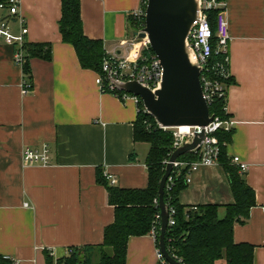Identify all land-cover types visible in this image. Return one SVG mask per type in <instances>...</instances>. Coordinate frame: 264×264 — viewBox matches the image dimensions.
Instances as JSON below:
<instances>
[{
  "label": "crops",
  "instance_id": "crops-1",
  "mask_svg": "<svg viewBox=\"0 0 264 264\" xmlns=\"http://www.w3.org/2000/svg\"><path fill=\"white\" fill-rule=\"evenodd\" d=\"M84 35L107 52L125 54L133 37L131 13L141 0H79ZM27 44H51V60H29L32 84L22 94V68L0 39V256L15 264H56L70 249L98 246L114 221L101 170L120 189H145L150 145L135 142L138 107L100 90L97 74L81 68L73 47L62 42L61 0H20ZM228 72L225 111L233 121L227 155L246 166L242 174L255 205L236 224L235 244L253 246V264H264V0H228ZM17 34L18 24L12 22ZM49 149L47 165L22 158L25 148ZM183 207L234 203L218 164L196 171L178 194ZM126 264H159L150 235L130 237ZM214 264H225L224 260Z\"/></svg>",
  "mask_w": 264,
  "mask_h": 264
},
{
  "label": "trees",
  "instance_id": "trees-1",
  "mask_svg": "<svg viewBox=\"0 0 264 264\" xmlns=\"http://www.w3.org/2000/svg\"><path fill=\"white\" fill-rule=\"evenodd\" d=\"M1 1V0H0ZM215 11L208 12L209 24L213 33L211 46L213 54L210 58L212 69L208 76L224 85L225 99H216L209 106V113L220 120H228L226 114L227 88L233 84V79L228 72V54H215ZM132 21V27L139 30L140 24ZM144 22L142 21V24ZM58 30L62 42L73 47L78 62L83 69L101 72L102 60L105 57L103 43L100 40L88 39L82 30L79 0H61V17L58 21ZM135 31V30H134ZM26 62L22 66L24 79L29 78V60L39 58L44 61L51 60V44H27L24 47ZM144 54L151 56L154 53L149 48ZM220 66L228 72L226 78L219 75ZM122 93L125 91H118ZM127 93V92H126ZM137 119L133 129L135 142H144L150 145L146 159L148 170V185L145 189H120L110 186L98 170L96 182L106 188L107 202L114 209V221L103 232V242L98 246H87L83 249H70L68 254L56 261V264H126V248L130 237L149 235L151 226L159 212L156 204L158 198V184L164 173L174 141L172 129L160 128L153 118L144 111L139 100ZM233 130L224 132L218 130L214 135L219 144L217 164L226 174L230 191L234 200L233 204L223 207L224 215L218 214V206L203 205L183 207L178 202L179 192L186 188L185 177L187 169H182L173 176L170 190H165L164 203L168 210L173 209L172 226H167L165 233V247L168 254L181 264H214L224 260L225 264H253V246L249 244H235L232 238L233 228L236 224H244L250 209L255 205L254 192L246 184L238 167L231 163L227 155V145L231 142ZM198 157L188 153L178 160L193 162ZM159 237V235H158ZM94 257L97 261L94 262ZM47 264H52V259L46 255ZM0 264H15L13 261L0 256Z\"/></svg>",
  "mask_w": 264,
  "mask_h": 264
},
{
  "label": "built area",
  "instance_id": "built-area-1",
  "mask_svg": "<svg viewBox=\"0 0 264 264\" xmlns=\"http://www.w3.org/2000/svg\"><path fill=\"white\" fill-rule=\"evenodd\" d=\"M199 1V16L193 23V27L187 37V42L189 48L192 50L200 66L199 80L202 89V97L209 107L216 99H225V88L224 85H222L220 82L212 80L208 76L210 70L212 69L210 58L213 54V49L211 46L213 33L209 24L208 12H216V49L214 53L216 55L219 53L226 54L229 37L228 24L225 17V9L228 0ZM146 3L147 0H141L139 8L131 13L133 22L140 24L141 27L139 30H137V32H140L144 28V23L142 24V21L145 22ZM19 9L20 0L0 1V39H3L6 45L12 47L14 63L22 68V66L26 62L24 47L26 45V36L28 34V29L25 26L24 19L19 15ZM14 21L19 26V31L17 34H14L12 32L11 25ZM137 45L139 46L138 49H136ZM123 46L125 47L124 55H121L120 52H116V50H111L109 52L105 51V57L103 58L101 64V72L100 74H97L95 83L96 85H98L100 90L112 93L120 99L132 97L137 105L138 101L140 100L138 97L126 92L119 93V90L116 88L114 83L136 82L141 85H147L150 89H154L162 80L163 69L160 65L159 60L154 54L151 56H147L144 54V51L149 49V44L146 39H138L132 37ZM225 62H228L227 57H225ZM220 69V77L226 78L228 76V72L224 70L222 66H220ZM31 90L32 89L30 85L24 82L22 85V94L26 95L30 93ZM233 125L234 123L230 119L223 121L218 117L213 116L212 121L203 128L204 137L201 141L200 146L193 152H191L192 154H195L198 159L193 162L177 160L173 163L172 173L176 175L182 169H187L185 184L189 185L191 183L192 175L196 171H198L202 167H210L217 164L219 144L214 134L218 130L229 132L232 129ZM173 130L177 131L173 132L174 141L170 154L181 144L190 142L193 136L192 129H189L190 132L186 134L180 133L179 128H174ZM22 158L28 161H32L36 164L47 165L49 161V149L46 145H42L37 149L25 148L22 151ZM166 162L167 161H165V164ZM231 163L238 167L240 173L243 174L246 171V166L239 162L238 157H232ZM103 176L110 186H115L116 180L112 176L106 173H103ZM172 184L173 176L170 175L167 180L165 190H170ZM156 204L158 206L157 201ZM262 210L264 212V208ZM173 214V209L168 210V227L174 224V220L172 217ZM159 230L160 216L158 212L155 217V221L151 226L149 235L154 239L156 244V259L158 263L168 264L158 247Z\"/></svg>",
  "mask_w": 264,
  "mask_h": 264
},
{
  "label": "water",
  "instance_id": "water-1",
  "mask_svg": "<svg viewBox=\"0 0 264 264\" xmlns=\"http://www.w3.org/2000/svg\"><path fill=\"white\" fill-rule=\"evenodd\" d=\"M199 0H147L144 28L133 37L146 39L163 69L157 87L136 82H115L118 90L138 97L145 111L162 129L188 127L193 130L190 142L181 144L168 157L158 184L160 230L158 247L168 264H181L165 247L168 208L164 203L166 183L173 163L197 149L204 137L203 128L213 119L202 97L200 66L188 46L187 37L199 16Z\"/></svg>",
  "mask_w": 264,
  "mask_h": 264
},
{
  "label": "bare ground",
  "instance_id": "bare-ground-1",
  "mask_svg": "<svg viewBox=\"0 0 264 264\" xmlns=\"http://www.w3.org/2000/svg\"><path fill=\"white\" fill-rule=\"evenodd\" d=\"M138 48H139V46L137 45L136 49H138ZM179 132L182 133V134H186V133L190 132V130H189L188 127L184 126V127H180L179 128Z\"/></svg>",
  "mask_w": 264,
  "mask_h": 264
},
{
  "label": "rangeland",
  "instance_id": "rangeland-1",
  "mask_svg": "<svg viewBox=\"0 0 264 264\" xmlns=\"http://www.w3.org/2000/svg\"><path fill=\"white\" fill-rule=\"evenodd\" d=\"M134 23H135V22H134ZM135 27H136V26H135V24H134V28H133V30H135L134 32H137V29H135ZM172 131H173V132H176L177 130H173V129H172ZM191 132H192V130H191ZM202 168H203V167H202ZM93 261L96 262V261H97V257H94V260H93Z\"/></svg>",
  "mask_w": 264,
  "mask_h": 264
}]
</instances>
